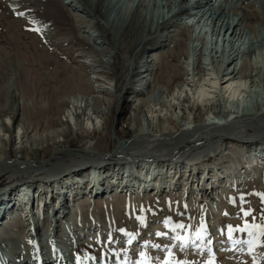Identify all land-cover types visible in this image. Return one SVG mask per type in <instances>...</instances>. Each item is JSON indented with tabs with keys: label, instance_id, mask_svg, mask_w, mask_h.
<instances>
[{
	"label": "bare ground",
	"instance_id": "1",
	"mask_svg": "<svg viewBox=\"0 0 264 264\" xmlns=\"http://www.w3.org/2000/svg\"><path fill=\"white\" fill-rule=\"evenodd\" d=\"M175 1L176 6L174 2L163 3L164 13L155 14L147 9L149 0H138L130 8L124 0L63 1L74 3L73 6L87 5L83 6L89 7L91 17L96 21L102 18L104 26L115 31L114 39L120 33V24L126 26L124 31L133 32L131 38L141 29L138 37L142 57L133 82L142 86L140 90H126L123 97L114 96L104 64L102 69H94L91 77V89L97 87L96 93L68 99L50 93L47 116L41 123L24 116L28 102L22 95L6 109L0 118V177L8 174L12 180L0 187V264H116L117 259L108 249L96 251L95 246L78 239V235L86 236L91 231L77 219L82 202L91 200L100 210L108 199L131 198L130 206L152 194L153 198L159 195L158 200L164 203L170 197L182 198L184 189L185 200L195 202L200 209L208 206L206 200L213 201L214 207L221 206L214 208V213L210 211L218 219L231 189L234 191L241 184L249 188L264 176V98L254 96L250 102H243L240 97L264 70L263 61L253 62L250 58L257 41L264 46V37L256 35L257 29L251 24V19L263 13L257 8V12H250L248 5L236 12L240 3L249 0H220L213 7L211 0ZM253 3L264 6V0ZM223 4L237 13L236 18L231 17L233 10L231 15L224 11ZM172 18L183 26V31L179 26L180 29H170L174 27L169 25ZM202 19L213 24L216 36L221 34L222 48H208L203 41H194L192 33L189 35L192 25ZM88 22L87 26L95 25ZM174 31L178 37L169 55L175 57L177 64L166 62V82L158 84L148 96L147 89L155 86L161 75L158 67L152 81L154 60L162 53L158 51L161 47L151 49L150 45L155 44L156 37H165L161 41H166ZM157 32L161 34L156 35ZM183 32H188L191 39L186 47L180 39ZM244 32L250 33L249 41L241 40ZM112 49H101L100 55L106 58L102 61L111 60L116 47ZM88 56L87 63L93 60ZM181 56L185 60L181 61ZM161 57L167 55L163 53ZM105 135L108 140L101 141ZM79 142L85 143L74 146ZM193 151L212 159L202 165L205 160L198 161L201 155L190 157ZM175 158L178 162H167ZM19 176L26 181L16 186L14 179ZM90 178L93 184H89ZM196 191L203 197L198 202L193 198ZM200 201L205 202L200 205ZM37 203L43 208L39 210L41 218L35 211ZM26 224L29 225L25 229ZM106 225L101 224V228ZM159 226L154 225L152 232ZM97 241L91 244L96 245ZM74 242L77 251L72 253ZM194 243L195 240L191 242ZM20 244L24 247L18 248ZM262 248L254 253H261Z\"/></svg>",
	"mask_w": 264,
	"mask_h": 264
},
{
	"label": "rangeland",
	"instance_id": "2",
	"mask_svg": "<svg viewBox=\"0 0 264 264\" xmlns=\"http://www.w3.org/2000/svg\"><path fill=\"white\" fill-rule=\"evenodd\" d=\"M2 1L0 2V118H3V114H6V109L13 106L16 99H18V95H22L26 99L25 101L28 102L24 107L26 111H24V116L30 118L33 123H41L47 116L45 112L48 105L47 100L51 95L68 99L77 94L96 93L95 89L97 87L92 86L93 90L91 89V85H93L91 77L95 73L93 72L94 69H102L101 65L104 66V64L106 65L104 68L107 77L113 83L114 96L120 94L123 97L126 90H140L142 85H138L133 81L137 74V65L142 57V45L139 41L142 33L141 29L138 34L135 33V37L131 38L134 35L133 32L124 31L126 26L123 27L120 24L119 28L122 34L119 33L118 38L114 39L115 31L112 32L110 27L104 26L103 23L105 22L102 18H99L101 21H96L94 17H91L88 14L89 7L84 8V6H87L85 4H83L84 6H73L74 3H63L64 0ZM124 1L129 3L128 8L133 3L135 6L138 3V0ZM165 2L169 4L174 2L176 6L175 0H149L147 9L154 14L157 12L164 13L162 9ZM252 2L253 0H249L240 3L236 8V12L240 13L248 5L247 9H251L250 12H257L255 9L257 8L263 13V16L251 19V24L257 29L256 35L261 34L262 39L264 37V6H256ZM219 3L220 0L210 1V4H213L212 7L217 6ZM223 5L224 11H228L230 14L233 9L227 5L225 7V4ZM21 12L23 13L22 16L17 14ZM236 12L233 10L232 15L230 14L231 17L236 18ZM80 18H87V20L83 22ZM204 19L196 21L192 25L189 35L192 33L194 41L199 40V43L203 41L204 46L208 45V48L213 45L222 48L224 44L221 41V34L217 37L213 32V24H209ZM89 20H91V24L95 23V25L87 26L90 24ZM174 20L175 18L170 20L169 25L174 26L170 29L176 30L180 27L183 31V26L174 22ZM100 24L104 26V29ZM35 28H39V31H34ZM136 30L134 28V31ZM158 33L161 34V32H157L156 35ZM246 33H243V39L241 40L249 41L250 33ZM176 34L174 31L164 42L161 40L165 37L161 39L156 37L153 40L155 44L150 45L151 49L161 47L158 51L162 53L158 59L154 60L155 69L153 70L152 81L155 80V72L158 71V67H161V72L159 71L161 75H159L160 78L156 79V83L153 82L155 86L153 85V87L147 89L146 94L148 96L151 93L153 94L158 84L163 85L166 82L165 70L168 68L166 65H169V63L177 64L175 57L169 55L174 47L175 39L178 37ZM180 39L183 40L184 47L191 44L188 32H183ZM114 42L119 43L115 44ZM255 44L254 53L251 55L253 57L250 58L253 62H264V46H261L260 41ZM113 46L116 49H114L115 53L110 58L111 60L109 59L108 63L102 61L106 58L100 55L101 49L103 51L106 48H111L112 51ZM163 53L167 57H161ZM92 55H95V57L92 58ZM87 56L93 59L89 63L85 62ZM180 59L181 61L185 60V57L181 56ZM166 62L168 63L166 64ZM93 65H96L95 68ZM263 76L264 70L261 71L260 75L255 76L257 81L249 86V91L240 95L243 102H250L254 98H264ZM86 86L88 87L86 88ZM117 98L119 100V97ZM38 103L40 104L38 105ZM102 139L101 141H107L108 137L105 135ZM82 143L85 142H79L74 146L80 147ZM11 152L13 154L12 146ZM169 154L171 153L166 155ZM202 154L204 153L193 151L190 157L194 158V156L199 157L201 155L198 161L204 159L202 165L212 159V156ZM132 161L138 160L134 159ZM167 162L178 161L175 158L171 161L167 160ZM36 179L39 178L36 177ZM11 180L8 174L0 177V187H6ZM23 180L26 181L23 176L14 179L16 186L25 182ZM89 182V184L94 183L92 178ZM258 182H254V185L249 188H243L241 184L234 191L231 189L232 192L227 194L228 198L225 199L223 205L222 217L220 216L218 219L211 212L214 213L216 210L214 208H221V206L215 205L214 207V204H211L213 201L206 200L204 202L208 203V206H202V209H200L195 202L191 203L188 199L185 200L184 189L182 198L170 197L169 201L165 200L164 203H160L162 200H158L159 195L153 198L151 194L147 196V199L140 198L142 199L140 203L130 206L128 204L133 201L131 198L128 201L127 197L108 199L105 201V205L102 204L100 210H96L93 201L86 200L77 209V219L81 226H85V228L88 226L87 228H91V231L86 236L78 235V239L80 237L88 245L95 246L93 248L96 251L108 249L112 254V258L117 259L116 264H137L138 261L145 260L147 264H164L166 258L177 262V264L179 262H184V264H207L210 259L214 261V264H264V228H262L264 226V197L259 195L264 193V176ZM194 193L193 198H196V202H198V198H203L198 191ZM71 195L69 194L70 197ZM171 195L176 196V194ZM48 202L50 201L48 200ZM118 202L121 203L118 204ZM204 202L200 201L199 204L202 205ZM245 212L248 215H244ZM140 217H143V222L139 219ZM101 218H105L103 219L105 222ZM25 221L27 222V220ZM29 222L31 220H28ZM103 223L107 225L101 228ZM29 224L24 225L23 228H28ZM157 224L160 226L152 232L151 229ZM176 224H182L183 227L175 228ZM246 225L247 227H245ZM229 226H231V232H229ZM130 227L134 228L130 229ZM121 229L123 231H120ZM241 229L244 230L241 231ZM155 232H160L162 235H152ZM150 234L152 236H149ZM23 235H26V233H23ZM143 235H147V237ZM178 236L186 239H176ZM197 236L198 238H196ZM127 237L129 238L126 241ZM217 237L222 238V241L229 238L233 239L226 240L224 244H221L222 241H217ZM130 239L131 243H129ZM95 240H98L96 245L91 244ZM193 240H195V243L191 244ZM243 240L246 243L242 242ZM25 243V245L28 244V242ZM73 244L75 245V242ZM182 244L183 247H181ZM22 245H18V248H23L24 245ZM260 247H263L260 250L261 253H254L259 251ZM76 251L77 245H75L72 253ZM80 252L84 253V251ZM141 253L144 256H141Z\"/></svg>",
	"mask_w": 264,
	"mask_h": 264
},
{
	"label": "snow or ice",
	"instance_id": "3",
	"mask_svg": "<svg viewBox=\"0 0 264 264\" xmlns=\"http://www.w3.org/2000/svg\"><path fill=\"white\" fill-rule=\"evenodd\" d=\"M17 14H18V15H21V16L23 15L22 12H21V13H17ZM33 30H34V31H39V28H35V29H33ZM259 195H261L262 197H264V193L259 194ZM244 215H248V213L245 212ZM139 219L141 220V222H143V217H140ZM174 227H175V228H181V227H183V225H182V224H176ZM245 227H247V225H246ZM253 227H255V226H253ZM262 228H264V226H262ZM243 230H244V229H241V231H243ZM120 231H123V229H121ZM231 231H232L231 226H229V232H231ZM156 235L159 236V235H162V233L157 232ZM176 239L185 240L186 238H185V237H179V236H178V237H176ZM129 243H131V239L129 240ZM154 246H155V245H154ZM181 247H183V244L181 245ZM141 256H144V254L141 253ZM137 264H147V261H146V260H145V261H138ZM164 264H177V262L172 261V260L166 258L165 261H164ZM179 264H184V262H179ZM207 264H214V261H213L212 259H210V260L207 262Z\"/></svg>",
	"mask_w": 264,
	"mask_h": 264
}]
</instances>
